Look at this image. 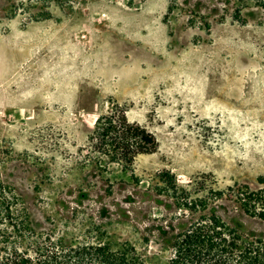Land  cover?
I'll list each match as a JSON object with an SVG mask.
<instances>
[{
	"label": "rangeland",
	"instance_id": "rangeland-1",
	"mask_svg": "<svg viewBox=\"0 0 264 264\" xmlns=\"http://www.w3.org/2000/svg\"><path fill=\"white\" fill-rule=\"evenodd\" d=\"M233 3L0 0V255L100 243L170 264L210 219L264 240V10ZM115 111L157 150L94 148Z\"/></svg>",
	"mask_w": 264,
	"mask_h": 264
},
{
	"label": "trees",
	"instance_id": "trees-1",
	"mask_svg": "<svg viewBox=\"0 0 264 264\" xmlns=\"http://www.w3.org/2000/svg\"><path fill=\"white\" fill-rule=\"evenodd\" d=\"M251 1L264 10V0H233L236 7L232 17L242 21L243 7ZM92 142L98 151L126 165H132L139 155L152 154L158 148L153 134L131 123L124 112L117 111L98 119ZM35 248L34 256L19 248L5 252L0 255V264H68L70 260L71 264H142L127 260L126 255H116L100 243L68 251L62 241L49 247L36 244ZM61 254L67 256L60 257ZM170 264H264V240L244 241L226 224L210 219V224H193L187 233L176 237Z\"/></svg>",
	"mask_w": 264,
	"mask_h": 264
}]
</instances>
